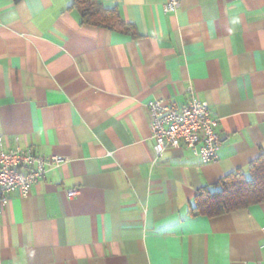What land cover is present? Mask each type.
Returning a JSON list of instances; mask_svg holds the SVG:
<instances>
[{
    "label": "crops",
    "instance_id": "crops-1",
    "mask_svg": "<svg viewBox=\"0 0 264 264\" xmlns=\"http://www.w3.org/2000/svg\"><path fill=\"white\" fill-rule=\"evenodd\" d=\"M100 1L139 35L82 24L72 0H0V135L69 158L0 207V264L264 263V202L190 213L264 153V0ZM192 93L219 119L217 161L156 149L148 103Z\"/></svg>",
    "mask_w": 264,
    "mask_h": 264
},
{
    "label": "built area",
    "instance_id": "built-area-1",
    "mask_svg": "<svg viewBox=\"0 0 264 264\" xmlns=\"http://www.w3.org/2000/svg\"><path fill=\"white\" fill-rule=\"evenodd\" d=\"M181 1L167 0L165 12L176 14ZM148 107L153 117L152 138L159 152L184 146L204 163L218 160L222 146L219 119L208 102L192 93L185 104H165L161 99H154ZM68 161L66 156H46L32 147L10 148L5 137L0 135V207L8 204L15 193L28 196L34 185L46 177L50 167L61 166ZM67 195L73 197L75 190ZM257 264L264 263L260 261Z\"/></svg>",
    "mask_w": 264,
    "mask_h": 264
},
{
    "label": "trees",
    "instance_id": "trees-1",
    "mask_svg": "<svg viewBox=\"0 0 264 264\" xmlns=\"http://www.w3.org/2000/svg\"><path fill=\"white\" fill-rule=\"evenodd\" d=\"M18 2L19 0H15ZM70 9H76L82 24L103 27L133 37L137 28L126 23L117 7H106L100 0H72ZM250 176L239 169L220 180L217 190L201 187L191 206L192 216L216 217L264 202V153L249 164Z\"/></svg>",
    "mask_w": 264,
    "mask_h": 264
}]
</instances>
